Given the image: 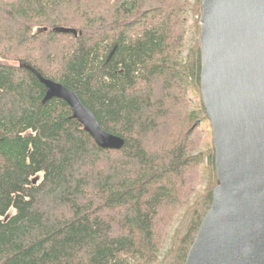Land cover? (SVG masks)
Segmentation results:
<instances>
[{"label": "trees", "instance_id": "trees-1", "mask_svg": "<svg viewBox=\"0 0 264 264\" xmlns=\"http://www.w3.org/2000/svg\"><path fill=\"white\" fill-rule=\"evenodd\" d=\"M200 24L201 0H0V264L186 263L217 185Z\"/></svg>", "mask_w": 264, "mask_h": 264}, {"label": "water", "instance_id": "water-1", "mask_svg": "<svg viewBox=\"0 0 264 264\" xmlns=\"http://www.w3.org/2000/svg\"><path fill=\"white\" fill-rule=\"evenodd\" d=\"M199 43L217 185L185 264H264V0H201ZM25 68L45 87L43 103H67L100 148L124 147L74 92Z\"/></svg>", "mask_w": 264, "mask_h": 264}, {"label": "rangeland", "instance_id": "rangeland-1", "mask_svg": "<svg viewBox=\"0 0 264 264\" xmlns=\"http://www.w3.org/2000/svg\"><path fill=\"white\" fill-rule=\"evenodd\" d=\"M205 130L206 131H212L211 128H210V126H208L207 124L205 125Z\"/></svg>", "mask_w": 264, "mask_h": 264}]
</instances>
